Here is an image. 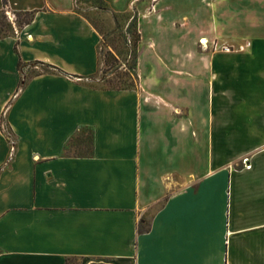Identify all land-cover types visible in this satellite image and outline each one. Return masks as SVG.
I'll return each instance as SVG.
<instances>
[{
	"label": "crops",
	"instance_id": "obj_1",
	"mask_svg": "<svg viewBox=\"0 0 264 264\" xmlns=\"http://www.w3.org/2000/svg\"><path fill=\"white\" fill-rule=\"evenodd\" d=\"M121 1L115 12H139V86L115 90L90 85L101 34L75 0H0L36 11L0 39V264H264V99L232 85L264 80V0L241 38L220 19L235 0ZM21 61L64 73L22 87ZM84 131L91 147L69 148Z\"/></svg>",
	"mask_w": 264,
	"mask_h": 264
},
{
	"label": "rangeland",
	"instance_id": "obj_2",
	"mask_svg": "<svg viewBox=\"0 0 264 264\" xmlns=\"http://www.w3.org/2000/svg\"><path fill=\"white\" fill-rule=\"evenodd\" d=\"M110 3V8L107 9H100L97 8L96 5L92 4L91 1H83L78 0L77 1V7L79 8V12L82 15H85L93 21V23L98 27V31L101 34V41L99 45V72L92 78H90V83L94 84L98 87H103L104 83L101 80L104 75V70H111L110 64L105 62L106 59V53L108 50H111L116 57V62L114 61L113 65L119 64L121 65V68L124 67L130 68L135 64V61H138L139 57V50L138 47L134 44V34H135V26L132 25L130 19V16L132 14H136L139 17V12L136 8H134L133 5L130 6L129 11L127 12H115L117 10V7L119 5L116 3L117 0H107ZM127 0H123L121 2L125 3ZM201 3V2H200ZM230 3V8L227 9V13L220 15V19L223 22H231L233 24L234 32L238 35V37H243L244 34H247L250 32V26L251 16L254 14L250 12L253 7H258V0H235L234 2ZM207 5V4H206ZM209 12V18L212 17L215 20H217V16L213 14V11L211 10V7L206 6ZM114 10V11H113ZM10 12V13H9ZM7 12L8 18L13 22V25L15 26L14 33H16V28L21 26V21L24 19L23 16H16L14 17V13L9 11ZM79 13V14H80ZM114 15H118V18L115 19ZM211 20V19H210ZM258 22V20H256ZM17 23V24H16ZM144 35L145 37H148V34L150 33V30L147 28V25L144 26ZM137 30L139 31V28L137 26ZM167 33H160L158 34L157 38L161 40V38L164 37V39H169L171 36ZM176 33V32H175ZM174 34V33H172ZM141 35V33H140ZM176 37V36H175ZM174 38V37H173ZM220 43H225L223 40L217 39ZM210 41V40H209ZM211 42V41H210ZM200 44V40H199ZM230 44V43H229ZM239 45V44H237ZM251 45V44H250ZM250 45L248 47H250ZM201 47H204L200 44ZM247 47V48H248ZM205 49H211L209 46L204 47ZM214 51V50H212ZM245 50H234L232 52H225V53H241L245 52ZM223 52V51H218ZM256 63V62H255ZM256 64H259L257 62ZM256 67H254L255 69ZM134 73L136 74L139 82V77L137 73V68L134 70ZM210 80V75L205 76L204 79H202L203 82V89L196 93L198 94V97H200L202 101V107L205 109L204 111H207V104L209 102V92L207 90L208 84ZM201 81V80H200ZM240 81V82H239ZM233 86H238L240 88H245L246 92H242L245 95L246 98H248L251 102L258 101L259 98L264 99V80H261L258 75L257 76H250L242 78V76L238 79H234V82L232 83ZM194 92L187 94L188 97H192L193 95L196 96ZM239 94V93H238ZM237 94V95H238ZM222 97V96H221ZM244 97V96H242ZM211 98V94H210ZM236 116H240V114L246 112V109L243 108L242 105H236ZM226 131V126L220 125L219 132ZM237 130V128H236ZM84 134V136H83ZM69 148H78V149H89L91 147V136L90 132L84 131L80 132L68 145Z\"/></svg>",
	"mask_w": 264,
	"mask_h": 264
},
{
	"label": "trees",
	"instance_id": "obj_3",
	"mask_svg": "<svg viewBox=\"0 0 264 264\" xmlns=\"http://www.w3.org/2000/svg\"><path fill=\"white\" fill-rule=\"evenodd\" d=\"M77 1L78 0H75V4H76L75 5V11L77 13H80L79 8L77 7ZM83 1H91L92 4L96 5L97 8H100V9H107L109 7L108 3L105 0H83ZM4 4L6 7L7 0H4ZM35 13H36V11H34V10L33 11H27V12H17L16 15L18 17L23 16V18H24L21 21L20 27H22L24 24L30 23L34 18ZM83 16H85V15H83ZM85 17L91 21V19L89 17H87V16H85ZM114 17H115V19H117L118 15H114ZM130 19H132V21H131L132 25L135 26L134 44L136 47H138V45L141 41L140 32L137 30L138 17L136 14H132L130 16ZM91 23L98 30V27L93 23V21H91ZM14 30H15V26L13 25V22L8 18L7 9L6 8L1 9L0 10V39L15 34ZM15 49H16V51H18V44L17 43L15 45ZM114 61L115 62L117 61L116 57L114 56V54L111 50H108L106 53L105 62L110 64L109 68H111V70H104V75L101 79L104 83V86L103 87L101 86V88L115 89V90L137 88L139 86V82H138V78H137L136 74L134 73V70H136V68H137V61H135V64L133 66H131L130 68L124 67V70H123V68H121V65H119V64L112 66L114 64L113 63ZM33 64L37 66L36 69H33L31 71H28V72H24L23 62L22 61L20 62V69L23 73L22 87L34 75H38V74H42V73H54V72L64 73V71L61 68H59L53 64L43 62V61H35V62H33ZM89 82H90V79H89ZM90 85L96 86V85L91 84V83H90ZM3 123L6 126L7 133L13 137L12 131L9 128V126L7 125V123H5L4 121H3ZM72 140L73 139H71V141ZM150 228H151V222L149 220H147L146 218H142L139 222V232L143 233V232L149 231Z\"/></svg>",
	"mask_w": 264,
	"mask_h": 264
},
{
	"label": "built area",
	"instance_id": "obj_4",
	"mask_svg": "<svg viewBox=\"0 0 264 264\" xmlns=\"http://www.w3.org/2000/svg\"><path fill=\"white\" fill-rule=\"evenodd\" d=\"M7 12H9V11H7ZM200 44L204 47H207V48L210 46L212 48V50H214V51L232 52L234 50H245L250 45V42H247L245 45H240V46L236 47V46H233V45H230L227 43H220L217 39L213 40L211 42L207 40V42L204 43L202 38H201ZM2 127H3V131L5 132V134L7 135V137L10 140V145H11L10 146V158H11L15 152V149H16L15 140L13 139L12 136H10L7 133L6 126L4 123H3Z\"/></svg>",
	"mask_w": 264,
	"mask_h": 264
},
{
	"label": "bare ground",
	"instance_id": "obj_5",
	"mask_svg": "<svg viewBox=\"0 0 264 264\" xmlns=\"http://www.w3.org/2000/svg\"><path fill=\"white\" fill-rule=\"evenodd\" d=\"M202 40H203L204 43L207 42V39L206 38H202Z\"/></svg>",
	"mask_w": 264,
	"mask_h": 264
}]
</instances>
